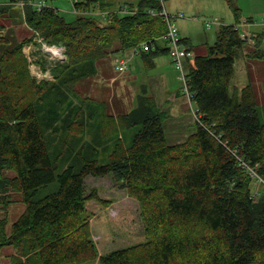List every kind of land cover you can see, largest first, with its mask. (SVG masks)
<instances>
[{"label": "trees", "instance_id": "16d2710c", "mask_svg": "<svg viewBox=\"0 0 264 264\" xmlns=\"http://www.w3.org/2000/svg\"><path fill=\"white\" fill-rule=\"evenodd\" d=\"M229 5L239 23L241 10ZM74 6L84 14L67 21L57 9L39 12L25 3V25L67 49L53 81L43 82L32 77L23 54L28 40L1 34L17 22L13 6L0 7V257L13 247L14 264H264V189L253 191L257 176L264 183V121L251 84L231 89L236 61L262 57L261 36L246 52L237 25H223L207 55L196 56L187 85L198 121L184 142L168 144L165 116L146 100L119 118L125 139L100 149L110 155L100 165L92 155L99 152L96 145L110 141L111 119L74 88L97 73L99 61L136 45L154 43L146 62L167 52L155 41L167 26L153 14L163 9L159 0L125 3L126 14L117 0H77ZM95 10L106 12L105 19L93 16ZM73 127L78 136L60 168L55 161L66 152L58 147L53 157L51 148L66 141L60 129L70 133ZM134 128L139 130L126 145L124 132ZM109 175L139 202L147 238L100 255L85 212L89 201L103 200L95 191L87 195L86 180ZM13 193L26 209L8 234Z\"/></svg>", "mask_w": 264, "mask_h": 264}, {"label": "rangeland", "instance_id": "374dc122", "mask_svg": "<svg viewBox=\"0 0 264 264\" xmlns=\"http://www.w3.org/2000/svg\"><path fill=\"white\" fill-rule=\"evenodd\" d=\"M117 1L123 6L120 9L118 8L119 13L122 14L128 12V9L125 8L126 2L134 4L138 2V0ZM230 1L234 4V7L241 10V21L239 23L236 20L233 9L229 5ZM164 6L170 15H184L183 18L176 21L179 38L187 40L184 47L191 49L193 52L195 51V57L197 55H207L209 47L216 43L217 34L223 25H237L241 32V37L246 36V52L255 47L256 37L261 36L260 53L262 57L250 58L244 56L236 61L231 89L234 91L235 88H238L241 91L248 84H251L257 101L261 106V118L264 121V0H166ZM48 7L57 8L59 14L67 21H73L78 16L72 0H51L48 2ZM12 9L14 10L12 13L13 21H16L17 24L13 25L9 23L6 27L14 26L13 33L9 32L10 35H13V38L20 41L28 40L23 47V54L31 61L32 70L30 68V72L32 77L37 82L52 80V76L54 75L52 73L53 68L57 64H64V61H58V58L52 56L50 53H46L45 50L47 47L52 48V46L65 48V55L67 56L66 47L64 45L48 43L40 32L30 29L25 25L24 10L22 13L17 5ZM162 12L163 9L156 12L155 15L160 16ZM106 15V12L99 10H95L93 14L96 18L104 19ZM3 22L4 18H0V23L3 24ZM5 30L6 28L1 31V34L7 35L8 31L6 33ZM40 38L44 39L43 43L39 42ZM157 40L165 41L163 36L157 38ZM161 47L165 48V44L161 43ZM145 56L146 54H134V49H130L127 52H119L99 61L96 64L97 73L78 82L74 91L81 98L93 100L91 102L99 110L102 107L100 112L102 111L104 118H111V125H108L106 129V132H108V135H105L108 138L106 141L116 139L119 133L123 132L124 126L121 127L120 117H124L136 110L142 103L148 100L152 101L156 111H160L165 116L164 127L168 144L175 145L182 143L195 131L197 125L196 119L198 117L197 106L193 104L190 96L185 92V84L182 81V70L177 67L170 54L161 53L154 57L152 59L155 60L153 68H150V66L147 68ZM122 59L130 60L124 72L118 70L122 66L120 62ZM192 63L193 60L183 61L182 69L185 68V74L189 72L191 66H194ZM28 64H30L29 61ZM49 70H51L52 76L47 73ZM178 94L180 96H177ZM76 103H79L77 99ZM93 122L96 121L93 120ZM63 124V122H60V126ZM112 126L111 131L110 128ZM74 129L75 127H73L70 133L68 132L69 134L60 129L59 138L66 137V141H61L57 143L59 146H52L51 148L53 157L58 147L66 152L64 156L58 157L55 161L59 163L60 168L62 167L61 165L67 162L68 158L66 155L72 149L74 138L78 136L75 134ZM138 130L139 128H134L124 132L128 136L126 145L132 143V136ZM93 135L88 134L85 136L89 141L93 142L95 139ZM109 135L110 137H108ZM96 146H100L95 147L99 152L92 155L93 159H96L100 165L107 164L110 155L100 150L104 147V143ZM242 166L247 168L244 162H242ZM10 176H14V174L10 173ZM259 177L257 176V178ZM260 180L256 179L253 184V191L255 193H259L264 189V183L262 179ZM57 186L58 184L55 183L50 187L43 188L42 191L52 190L57 188ZM86 190L87 195H91L93 191L97 192L98 196L103 200L102 202L97 200L89 201L85 212V215L89 219L92 239L96 243L100 255L145 242L147 237L145 235V225L139 202L132 198L126 190L116 185L113 175L87 178ZM12 196L14 203L10 206L8 214V234L11 233L12 225L26 209L25 204L21 203L22 196L20 194L13 193ZM4 216L5 211L0 203V219ZM15 253L16 251L13 247L3 248L0 264H14L13 256ZM85 264L99 263L93 261Z\"/></svg>", "mask_w": 264, "mask_h": 264}, {"label": "built area", "instance_id": "2783aa9c", "mask_svg": "<svg viewBox=\"0 0 264 264\" xmlns=\"http://www.w3.org/2000/svg\"><path fill=\"white\" fill-rule=\"evenodd\" d=\"M73 4L77 3V0H72ZM161 5H163V12L161 13L160 17H162L164 19V21L167 24V28H168V32L166 33V35L163 36V39H165L168 49H169V54L172 57V60L176 63L178 68H181L182 70V81L185 84V92L190 96V100H192V96L189 93V89H188V85H187V75L188 73L185 74L184 69H182V64L183 61H190L193 60L192 65H194V61H195V54L194 52L187 48L184 47V45H182L181 39L179 38V32L176 26V21L180 18H183L184 15L183 14H179L177 16H173L170 15L165 8V0H159ZM1 2V0H0ZM35 8L37 9V11L41 12L44 9H46L48 7V3L45 0H41L40 2H38L37 4H34ZM22 8L24 10L25 8V3L22 4ZM75 12L77 15H81L84 14V12H82L81 10L75 8ZM156 14V13H153ZM210 26V25H209ZM211 27V26H210ZM36 35V34H35ZM41 37L40 35H36ZM246 36L243 37V39H245ZM157 39H155L156 41ZM40 43L44 42V39L40 38L39 39ZM154 43H142L140 45H136L134 46L132 49H134V54H147L149 52H151V50H153L154 48ZM30 48V47H27ZM46 53H50L52 56L58 58V61H66L67 56L65 55V48H61V47H57V46H52V48L47 47V49L45 50ZM195 57V58H194ZM27 58V57H26ZM28 59V58H27ZM29 61V68H31V61L28 59ZM129 61L127 59H122L120 62L122 63V66L120 67V69L118 68V70L120 72H124V70L127 68V65H129ZM53 62V61H51ZM56 63V62H55ZM32 70V68H31ZM41 71V70H40ZM42 72V71H41ZM48 74H51V70H49L47 72ZM52 76V74H51ZM48 79V78H46ZM47 81H53V76H52V80H47ZM196 111L198 112V109H196ZM198 121V117L196 119ZM246 167L248 168V166L246 165ZM250 173H254L253 170H250ZM254 175L257 176L256 173H254ZM258 180H260V178H258ZM261 181V180H260Z\"/></svg>", "mask_w": 264, "mask_h": 264}, {"label": "crops", "instance_id": "0c3cea01", "mask_svg": "<svg viewBox=\"0 0 264 264\" xmlns=\"http://www.w3.org/2000/svg\"><path fill=\"white\" fill-rule=\"evenodd\" d=\"M41 0H1V2H0V7H3V6H18L19 8H20V10L22 11V13H23V8H22V4L23 3H28V4H37L38 2H40ZM126 3H128V2H126ZM54 9H57V8H54ZM58 10V9H57ZM23 17H24V15H23ZM17 29H19V28H17ZM16 29V30H17ZM14 30V26L13 25H11V26H7L6 27V33H7V31H13ZM4 31V32H5ZM184 40V39H183ZM161 43H164L165 44V48H168V46H167V44H166V42L165 41H160ZM184 42L185 43H187V40H184ZM161 53H164V52H160L158 55H160ZM169 54L168 53V51L167 52H165V54ZM194 53H195V51H194ZM196 54V53H195ZM158 55H156V56H158ZM155 56V57H156ZM150 65H154L155 66V60H152V61H149V62H147V66H150ZM153 66V67H154ZM148 68V67H147ZM177 96H180V94H178ZM123 132H120L119 133V138L121 137V138H123V140L125 139L124 138V134H122ZM118 137H116V139H111L109 142H108V144H104V147H106L108 150L110 149V147H112L111 145L112 144H114L116 141H117V138Z\"/></svg>", "mask_w": 264, "mask_h": 264}, {"label": "bare ground", "instance_id": "6f19581e", "mask_svg": "<svg viewBox=\"0 0 264 264\" xmlns=\"http://www.w3.org/2000/svg\"><path fill=\"white\" fill-rule=\"evenodd\" d=\"M111 13V12H110ZM159 40V39H158ZM155 42V41H154ZM107 117V116H106ZM109 118V117H108ZM111 119V118H110ZM112 122V121H111ZM115 124V123H114ZM77 125V124H76ZM72 126V125H71ZM120 126V125H119ZM135 126V125H134ZM115 127V126H114ZM122 127V126H121ZM129 128V127H128ZM127 129V128H126ZM104 130V129H103ZM125 130V129H124ZM123 130V131H124ZM73 133V132H72ZM78 134V133H77ZM105 134V133H104ZM112 134V133H111ZM114 135V134H113ZM108 137H110V135L108 136ZM121 141V140H120Z\"/></svg>", "mask_w": 264, "mask_h": 264}]
</instances>
